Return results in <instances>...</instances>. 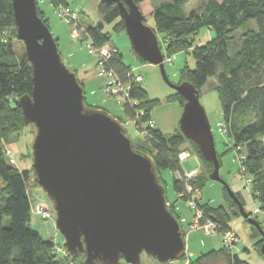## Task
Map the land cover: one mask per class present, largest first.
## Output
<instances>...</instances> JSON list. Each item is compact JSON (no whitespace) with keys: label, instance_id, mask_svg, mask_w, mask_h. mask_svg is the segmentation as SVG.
<instances>
[{"label":"water","instance_id":"1","mask_svg":"<svg viewBox=\"0 0 264 264\" xmlns=\"http://www.w3.org/2000/svg\"><path fill=\"white\" fill-rule=\"evenodd\" d=\"M116 4L132 51L158 67L163 82L185 104L179 132L213 165L209 180L222 184L240 216L264 233L219 176V160L199 93L187 82L171 84L153 30L132 0ZM17 39L32 66V92L18 101L26 125L36 134L32 169L55 214V226L71 256L84 264H140L145 254L160 264L180 261L185 243L177 219L168 211L165 190L151 157L135 150L122 124L84 103L76 75L62 63L55 40L38 17L35 0H11Z\"/></svg>","mask_w":264,"mask_h":264},{"label":"trees","instance_id":"2","mask_svg":"<svg viewBox=\"0 0 264 264\" xmlns=\"http://www.w3.org/2000/svg\"><path fill=\"white\" fill-rule=\"evenodd\" d=\"M56 1L68 6L65 0ZM187 1L171 0L153 7L151 0H132L143 16V23L145 16H151L156 37L159 34L166 39L167 57L190 53L195 60L194 70L185 65L180 71L181 83H189L200 94L208 80L214 79L226 135L233 147L242 150V167L250 179L251 197L258 203L259 210L264 211V0H208L198 11L185 15L183 8ZM120 2L125 5V0ZM96 12L101 22L87 27L86 31L94 47L102 48L110 42L109 35L103 32V25L117 21L113 27L115 33L123 32L124 25L116 4L98 2ZM37 14L47 27L38 7ZM202 29L212 31L214 37L201 46H194L191 37ZM239 29H243L240 40L234 41V34ZM13 39H17V31L11 0H0V264H84V254H79L83 257L79 262L75 261L79 255L70 256V261L56 257L52 242L31 229L33 206L27 191L31 171L18 170L15 163L11 164L3 154L2 146L27 127L18 101L21 97L30 96L33 88L32 66L25 53L15 55L11 43ZM134 55L138 61L145 63ZM109 68L122 83L130 84V95L148 111L141 121L149 122V113L157 106V101L149 100L140 85L132 82V68L123 62L118 51L109 61ZM173 98L182 109L185 100L177 93ZM123 114L132 118L133 111L125 106ZM116 119L122 120L120 117ZM150 134L146 137V147H133L151 157L159 177L163 171L171 172L176 202L190 201L192 193L200 192L204 187L207 175L212 172V163L203 159L197 146L180 132L166 135L154 129ZM185 143L191 144L207 175L199 173L190 179L185 178L179 160ZM176 173L181 177H174ZM159 183L165 189L166 183L161 177ZM222 192L225 207L201 203L200 198L195 203L205 219L214 222L220 231H228L231 230L232 220L239 218L240 214L237 204L224 187ZM236 196L243 206L241 197ZM170 205L168 211L178 219L173 210L174 203L170 202ZM261 244L262 239L254 244L259 252ZM242 251L246 252L245 249ZM188 264L248 263L222 247L190 259Z\"/></svg>","mask_w":264,"mask_h":264},{"label":"rangeland","instance_id":"3","mask_svg":"<svg viewBox=\"0 0 264 264\" xmlns=\"http://www.w3.org/2000/svg\"><path fill=\"white\" fill-rule=\"evenodd\" d=\"M66 1L71 10H80L82 12L78 20L84 29L101 22V18L96 12L98 6L97 0ZM207 1L188 0L184 5L183 13L188 15L192 11H198ZM168 2H171V0H151V5L153 7H159ZM53 5L49 0L37 2V7L42 12L43 19L56 42L62 63L70 72L76 75L77 80L82 84L84 103L89 107L102 110L114 118H122L121 122H119L125 129L127 136L131 139L132 144L139 149L144 146L146 147L147 135L151 136L150 132L156 128L166 135L179 132L178 123L182 109L180 108L179 102L173 98L176 92L163 82L158 67L146 62L141 63L136 59L126 33L124 31L118 33L113 31L114 24L117 21L110 25H103V32L108 34L110 38L107 46L119 51L124 63L132 68L131 76H139L137 74H141L143 81L140 87L147 93L149 100L157 101V106L149 113L152 127H149L147 123L141 121L148 111L146 108H142L143 106L139 101L131 108L126 106L129 110L133 111L132 118H129L123 114L125 110L124 104L116 97L106 94L104 88L105 80L99 79L96 75L97 60L95 55H89L87 53V48L84 46L82 39L78 38L75 40L72 38L71 27L58 16L55 5ZM144 20V24L147 27L151 29L155 28L151 16H145ZM251 24L253 25L254 23L251 22ZM242 32L243 29H239L234 34V41L240 40L239 36ZM213 37L214 34L212 31L202 29L199 33L192 36L191 39L194 46H201L213 39ZM157 40L163 55L165 75L171 84L178 85L181 83L179 73L182 68L187 65L191 70H194L196 65L195 60L190 53H178L172 58L167 57L165 55L166 39L162 35L157 34ZM11 43L16 56H21L25 53L22 42L13 39ZM137 68L138 70L136 71ZM215 86L214 79L208 80L201 89L199 102L205 111L213 135L215 150L219 157V176L235 196L238 194L241 197L244 203L242 206L244 212L250 219L256 221L262 233H264V211H260L258 203L252 199L250 184L246 182L248 177L245 175L244 170L241 169L243 163L242 158H244L242 150L233 147L226 133L220 130L223 129L224 124L222 123L221 102ZM130 98L133 99L131 95ZM35 134V128L32 125H27L21 132L14 134L8 144L2 146L3 154L7 157L8 161L10 159L14 161L15 168L18 170L31 171L29 181L27 182V191L33 206L30 223L31 229L40 233L44 239L52 242L54 247L53 253L56 257L61 260L70 261L71 255L66 251L64 239L55 226V214L51 204L45 193L39 187L32 169L31 148ZM181 150L182 153L179 155L180 167L185 176L189 173H193L194 177L199 173L207 175L206 169L194 155L195 150L190 143H185ZM160 177L166 183L164 190L167 198V208L170 209V202L174 203L173 210L179 217L177 221L185 243V254L183 258L180 261H173L168 264H186L189 263L190 259L194 260L201 254L219 250L222 247L231 253V250L223 244L220 232L206 236L202 232L195 231L191 228L194 211L190 209L189 201L176 202L172 191V174L170 171H163ZM174 177L180 178L181 176L176 173ZM222 188V184L213 182L208 178L201 191H196L198 193L197 198H200L201 203H210L214 207L224 206ZM230 228L235 231L234 238L238 237L240 239L237 245L240 249H236L235 247L232 251L237 255L239 260L246 261L248 264L250 260H264V256L254 247V244L262 239L257 228L254 227L252 229L253 226L249 225L241 216L232 220ZM242 249H245L246 252L242 251ZM82 259L83 257L79 255L75 261L79 262ZM140 261V264H160L145 254H141ZM119 264L127 263L120 260Z\"/></svg>","mask_w":264,"mask_h":264},{"label":"built area","instance_id":"4","mask_svg":"<svg viewBox=\"0 0 264 264\" xmlns=\"http://www.w3.org/2000/svg\"><path fill=\"white\" fill-rule=\"evenodd\" d=\"M39 2L47 1V0H37ZM51 1L56 8V13L58 16L66 22L67 25H69L72 29L71 36L73 39H82L84 46L87 48V53L89 55H95V58L97 60L96 65V75L99 79L105 80V91L107 95H111L113 97H116L120 102L124 104V106L133 107L135 104H137V101L135 99L130 98V84H124L120 81L117 74L109 68V61L111 60L112 56L116 54L117 50L113 47L104 46L102 48H96L93 45L92 39L88 35L86 29L83 28L82 25H80L79 17L82 13L80 10H71L68 6H64L61 3H58L56 0H49ZM82 35V38H81ZM139 76H132V82L135 84H141L143 81V77L141 74H137ZM142 113V112H141ZM140 113V114H141ZM149 127H152L151 120L147 122ZM224 133H226L225 127L223 129ZM238 150H240L238 148ZM244 158H242L243 160ZM11 164H14V161L12 159L9 160ZM242 170L243 167L241 168ZM194 177L193 173L187 174L185 178L190 179ZM248 184H250V179L247 178L246 181ZM247 184V185H248ZM190 191V189H188ZM198 193L194 191L191 196V200L189 201L190 209L193 210L192 215V229L195 231H200L206 236H210L215 234L216 232L221 233L222 242L225 245L226 248H229L231 252L236 249H239L237 245L240 242V239L238 237L234 238L233 235H235V231L228 230V231H220L219 228L216 226V224L210 220H207L204 218L203 212L197 207L195 200L197 199ZM239 251V250H238ZM188 264V263H186Z\"/></svg>","mask_w":264,"mask_h":264},{"label":"crops","instance_id":"5","mask_svg":"<svg viewBox=\"0 0 264 264\" xmlns=\"http://www.w3.org/2000/svg\"><path fill=\"white\" fill-rule=\"evenodd\" d=\"M66 1V0H65ZM67 2V1H66ZM68 4V3H67ZM118 51V50H117ZM119 52V51H118ZM124 62V61H123ZM126 64V63H125ZM127 65V64H126ZM128 66V65H127ZM138 70V68L136 69V71ZM157 129V128H156ZM159 130V129H158ZM186 160V159H185ZM264 264V260H250L249 264Z\"/></svg>","mask_w":264,"mask_h":264},{"label":"flooded vegetation","instance_id":"6","mask_svg":"<svg viewBox=\"0 0 264 264\" xmlns=\"http://www.w3.org/2000/svg\"><path fill=\"white\" fill-rule=\"evenodd\" d=\"M35 2H38L37 0Z\"/></svg>","mask_w":264,"mask_h":264},{"label":"bare ground","instance_id":"7","mask_svg":"<svg viewBox=\"0 0 264 264\" xmlns=\"http://www.w3.org/2000/svg\"><path fill=\"white\" fill-rule=\"evenodd\" d=\"M36 1V0H35Z\"/></svg>","mask_w":264,"mask_h":264}]
</instances>
